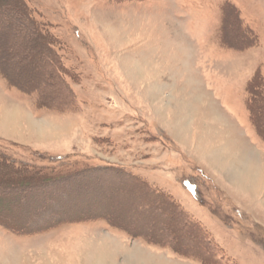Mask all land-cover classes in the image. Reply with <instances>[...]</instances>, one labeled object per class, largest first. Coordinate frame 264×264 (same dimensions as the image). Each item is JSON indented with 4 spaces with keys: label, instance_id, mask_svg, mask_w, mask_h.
<instances>
[{
    "label": "rangeland",
    "instance_id": "obj_1",
    "mask_svg": "<svg viewBox=\"0 0 264 264\" xmlns=\"http://www.w3.org/2000/svg\"><path fill=\"white\" fill-rule=\"evenodd\" d=\"M18 1L0 0V264H236L211 225L243 263L264 256V210L162 133L193 100L236 126L237 101L264 152V113L259 135L246 106L264 81V0Z\"/></svg>",
    "mask_w": 264,
    "mask_h": 264
},
{
    "label": "crops",
    "instance_id": "obj_2",
    "mask_svg": "<svg viewBox=\"0 0 264 264\" xmlns=\"http://www.w3.org/2000/svg\"><path fill=\"white\" fill-rule=\"evenodd\" d=\"M180 89L183 91L185 87ZM196 90L199 91L198 88H196ZM195 101L197 100H193L191 103H195ZM183 103L185 108L189 107V109L187 108L185 110L186 113L183 115L182 119L176 121V126L170 128L173 136L165 130H162V133L168 138H173L177 147L185 153L186 157H190L191 160L194 161L193 155L196 151L205 156L209 163L208 167L204 165V168L201 166L196 167L204 172L207 178L206 180L216 186L223 195H225V190L220 187V183L225 177L229 184L233 185V192L238 191L241 193L242 199H240V202L245 200L243 204L250 208V199L255 200L256 204L264 210V152L259 151V147L256 146V137L252 129L248 127L246 114L241 112V104L237 101H232L231 104V106H238L239 108L237 112L238 115L235 111L232 112V115H229L230 118L233 116L236 122L235 126L231 123L230 119L223 116L215 108L211 99H204L199 101V103L197 102L198 106L195 108L192 107L193 104L189 103L187 106L184 101ZM225 105H229V102ZM218 127H220V129ZM176 132L189 135L197 144L196 147L188 148L185 144L176 140V138L179 137ZM205 168L209 169L214 177L206 173ZM216 180H218L219 183ZM230 192L234 195L232 191ZM233 197H235V195ZM197 199L200 204L198 195ZM232 207L236 208L237 212L245 219V222L259 229L260 221L253 217L249 209L237 205H232ZM211 231L214 240L226 251L228 256H230L232 263L264 264V256L259 257L255 253L254 256L257 257V259L252 258L254 260L253 262L243 263L244 259L240 254L241 252L232 248V242L226 240L222 243L220 241L221 236L219 232H217L212 225Z\"/></svg>",
    "mask_w": 264,
    "mask_h": 264
},
{
    "label": "trees",
    "instance_id": "obj_3",
    "mask_svg": "<svg viewBox=\"0 0 264 264\" xmlns=\"http://www.w3.org/2000/svg\"><path fill=\"white\" fill-rule=\"evenodd\" d=\"M17 3H19L18 0H17ZM223 14H225V12H222V15ZM223 20H224V15L222 16V21ZM32 28H33V31H35L34 33L36 34V37H39L41 40H44L45 39L46 35L39 34L38 31H36L37 28L35 26H32ZM224 45L226 47H228V48L239 49L238 47L232 46L231 44H228V43H226ZM3 75L5 77L7 76L5 73H3ZM7 78L9 80V82H10V78L8 76H7ZM9 84L12 85L13 83H9ZM13 85H15V84H13ZM246 92H247V97H248L247 98V102H246V106H247V110L249 112L250 121H251V124L253 125L254 129L256 130V132L259 134V132H258V128H259L258 123H260V121L258 122V120H256L255 115L253 113L254 108H255V110L258 109L259 110L258 111L259 113H261V114L264 113V81H263V79H262V77H261V75L259 73L257 74L256 78H254L253 82L250 83V85L247 86ZM2 185H5V184H2ZM0 187H1V184H0ZM0 203H2L1 200H0ZM96 219H101V220H105L106 222H109V218L102 215V216H93V218H87V216H83V217L80 216V218H77L76 220H74V219L73 220H69L70 222H68V223H72V222H83V221H90V220H93L94 221ZM56 223L57 224H60V223H63V222H59L58 221ZM56 223H55V225H57ZM51 226H54V224L53 225H47L42 230H45V229H47V228H49ZM4 227H6L7 229H9L11 231L15 230L13 227H11L10 225H7V224H4ZM35 232H37V231H35ZM201 236H202L203 241H204L203 243L209 249L210 245L205 240L206 239L205 238L206 237L205 234L201 233ZM210 252H211L212 257H213L214 256L213 255V251L211 250Z\"/></svg>",
    "mask_w": 264,
    "mask_h": 264
},
{
    "label": "bare ground",
    "instance_id": "obj_4",
    "mask_svg": "<svg viewBox=\"0 0 264 264\" xmlns=\"http://www.w3.org/2000/svg\"><path fill=\"white\" fill-rule=\"evenodd\" d=\"M178 47H179L178 52H182V50H184V48L188 49L187 46L184 47V44H183V43H182V46H181V47H180V46H178ZM5 99H6V98H5ZM190 103H191V101H190ZM3 106H5V105H3ZM9 108H10V111H8V112H10V113H9V114H8L7 112H6V113L10 116L11 119H7V118L5 119L6 121H8V123H9V122H12L14 118H17V116H18L17 111H18V108H19V107H17L16 105H13V106H10ZM181 108H183V107H181ZM181 108H180V109H181ZM210 109H211V108H210ZM3 110H5V109H3ZM179 113H181V114H180V116H181L182 113H183V111L181 112V110H180ZM5 120H4V121H5ZM11 120H12V121H11ZM16 121H17V122H16V124H17L19 120L17 119ZM33 123H34V122H33L30 118H28V123H27V124H29V126H30V125H32ZM2 250H3V248H2ZM12 252H14V251H12ZM12 255H13V254H12ZM6 261H8V260H6ZM4 263H5V262H4ZM5 264H6V263H5ZM95 264H97V263H95Z\"/></svg>",
    "mask_w": 264,
    "mask_h": 264
}]
</instances>
